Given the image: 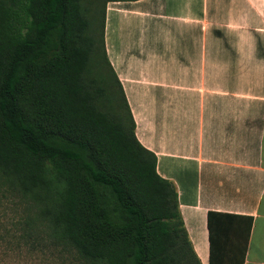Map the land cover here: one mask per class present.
Here are the masks:
<instances>
[{"label":"trees","instance_id":"obj_1","mask_svg":"<svg viewBox=\"0 0 264 264\" xmlns=\"http://www.w3.org/2000/svg\"><path fill=\"white\" fill-rule=\"evenodd\" d=\"M113 1L137 0H0V203L81 264H201L108 57ZM243 220L209 215L218 264L245 253Z\"/></svg>","mask_w":264,"mask_h":264},{"label":"crops","instance_id":"obj_2","mask_svg":"<svg viewBox=\"0 0 264 264\" xmlns=\"http://www.w3.org/2000/svg\"><path fill=\"white\" fill-rule=\"evenodd\" d=\"M105 40L201 264L220 260L211 213L246 219L232 258L264 264V0L109 2Z\"/></svg>","mask_w":264,"mask_h":264},{"label":"rangeland","instance_id":"obj_3","mask_svg":"<svg viewBox=\"0 0 264 264\" xmlns=\"http://www.w3.org/2000/svg\"><path fill=\"white\" fill-rule=\"evenodd\" d=\"M23 206L18 200L0 203V264H81L61 251L44 234L29 236L24 228Z\"/></svg>","mask_w":264,"mask_h":264}]
</instances>
